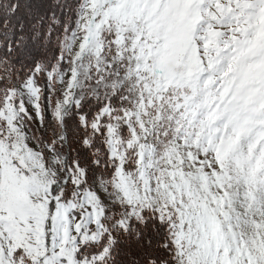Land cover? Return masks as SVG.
I'll list each match as a JSON object with an SVG mask.
<instances>
[{
  "label": "rangeland",
  "instance_id": "374dc122",
  "mask_svg": "<svg viewBox=\"0 0 264 264\" xmlns=\"http://www.w3.org/2000/svg\"><path fill=\"white\" fill-rule=\"evenodd\" d=\"M190 1L83 0L65 70L2 91L0 264H93L145 209L174 228V264H264V0ZM153 14L193 22L194 49ZM85 81L128 98L91 122L115 170L86 183L52 148Z\"/></svg>",
  "mask_w": 264,
  "mask_h": 264
},
{
  "label": "trees",
  "instance_id": "16d2710c",
  "mask_svg": "<svg viewBox=\"0 0 264 264\" xmlns=\"http://www.w3.org/2000/svg\"><path fill=\"white\" fill-rule=\"evenodd\" d=\"M82 5L83 0H0V96L12 84L23 83L30 75L40 79L53 68L65 70V40L75 29ZM168 18L153 14L145 21L153 34L162 29L178 39L173 42L181 41L187 45L196 34V25L178 15L175 17L177 25L171 29ZM177 27L180 30L175 29ZM187 46L189 52L195 47ZM84 83L79 88L77 103L70 104L63 117L60 143L52 148L63 158L65 168L84 167L86 183L92 176L108 178L115 170V161L109 156L105 142L104 128H93L91 122L103 105L126 107L128 98L123 86L115 87L113 93L104 92L102 99L92 94L88 96L96 85L92 81ZM190 87L189 91L195 90L192 84ZM28 129L38 141L34 126ZM141 216V219L130 220L129 227L120 230L109 245L105 258L93 264H174L172 225L151 209L143 210ZM102 248L101 238L99 245L87 253Z\"/></svg>",
  "mask_w": 264,
  "mask_h": 264
}]
</instances>
